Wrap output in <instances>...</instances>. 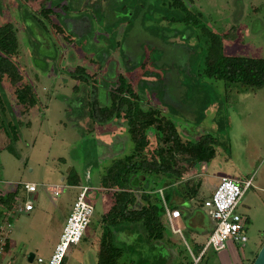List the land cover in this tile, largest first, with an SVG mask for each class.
Instances as JSON below:
<instances>
[{"label": "rangeland", "instance_id": "rangeland-1", "mask_svg": "<svg viewBox=\"0 0 264 264\" xmlns=\"http://www.w3.org/2000/svg\"><path fill=\"white\" fill-rule=\"evenodd\" d=\"M54 1L0 0V25L11 23L19 41L13 62L37 98L20 116L11 87L4 84L20 136L7 149L0 131V195L19 190L6 219L10 230L0 234L5 244L9 242L0 264L47 259L81 186L87 187L85 201L94 212L84 238L70 246L63 264H96L101 220L112 193L99 188V177L110 155L127 154L131 142L122 120L93 128L90 98L94 90L99 104L108 105L119 74L130 80L145 106L160 109L174 123L183 139L211 138L215 154L185 174L200 186L180 207L182 218L173 221L181 234L169 225L165 229L176 240L174 248L167 253L150 249L139 230L116 233V243L160 255L163 264H235L254 257L264 241V86L225 84L205 77L202 68L208 32L219 36L223 55L264 59V0L185 1L198 26L170 21L168 17L177 13L167 0H66L67 9L55 8L49 21L42 19L44 26L38 24L41 7H52ZM55 24L63 26L62 35L55 33ZM77 66L84 69L83 75H74ZM70 171L77 183L68 182ZM222 177L252 178L236 208L246 221L247 242L244 247L227 242L220 252L209 248L194 262L213 227L203 202ZM156 182L160 186V180ZM26 183L34 184L36 192L27 193ZM54 186L63 188L58 196L50 191ZM148 187L150 200L160 205ZM180 188L164 185L162 195L179 198ZM26 200L33 210L18 212ZM5 217L6 208L0 204V227Z\"/></svg>", "mask_w": 264, "mask_h": 264}, {"label": "trees", "instance_id": "trees-1", "mask_svg": "<svg viewBox=\"0 0 264 264\" xmlns=\"http://www.w3.org/2000/svg\"><path fill=\"white\" fill-rule=\"evenodd\" d=\"M64 1L66 0H55L52 7L42 6L39 11L42 18L37 19L38 24L44 26L42 19L49 21L55 8L67 9ZM185 1L189 0H167L168 8L177 13L168 18L170 21L198 26L199 20L187 10ZM99 6L104 7L101 4ZM52 27L58 35L65 31L60 25ZM218 37L213 32L207 33L208 46L203 59V75L222 80L225 84H238L243 89L263 87L264 59L223 55ZM18 53L19 41L14 26L11 23L0 25V131L7 138V149H11L19 140L20 122L14 121L13 105L5 93L4 84L11 87L20 116L25 115L37 103L31 87L25 83L21 71L13 62ZM75 74L83 75L84 69L75 67ZM115 84L108 94V105L99 104L94 90L90 98L89 118L94 124L93 128L110 121L122 120L131 142L127 154L118 157V154L110 155L109 163L99 177V188L104 192L112 191V198L106 195L111 204L101 220L96 264H163L165 259L160 255L153 257L150 252L137 251L132 245H128L126 249L119 246L115 241V234L139 230L150 249L156 250L157 247L167 253L171 249L165 233L168 223L164 219L161 203L158 205L150 200L147 186L150 185L149 191L155 192L166 183H178L184 200L192 198L200 183L191 184V179L182 181L183 175L197 165L209 162L214 157V149L208 136H200L194 141L183 139L177 133L174 123L164 117L160 109L149 104L145 106L130 80L123 75L117 76ZM67 180L77 183L73 171H70ZM158 180L160 186L156 184ZM18 190L0 195V204L6 208V214L13 207ZM164 199L171 209L179 208L171 204V194H165ZM261 245L262 243L260 247ZM256 255L257 253L248 264H252ZM123 257L125 260L121 262Z\"/></svg>", "mask_w": 264, "mask_h": 264}, {"label": "built area", "instance_id": "built-area-1", "mask_svg": "<svg viewBox=\"0 0 264 264\" xmlns=\"http://www.w3.org/2000/svg\"><path fill=\"white\" fill-rule=\"evenodd\" d=\"M251 184V177L247 180L222 177L212 195L204 200L203 206L207 209V216L213 221V227L199 256L194 259V262H197L200 255L209 248H212L216 252L225 249L227 242L244 247L247 242L245 235L246 221L236 213V208L244 192L251 187ZM23 189L27 193H33L36 192L37 187L34 184L26 183L23 185ZM62 190L63 188L59 186L50 188L53 196H58ZM86 191V186L79 187V192L72 202L70 213L50 256L47 259L38 258L37 263L63 264L70 246H77L82 241L94 212L92 206L85 201ZM155 193L159 197L164 219L174 233L181 234V230L175 229L173 225L174 220L180 219L181 211L179 209H171L166 204L162 190H158ZM33 208V205L29 201H24L19 211L28 212L32 211ZM9 230L10 223L6 221L0 227V234ZM5 242V238L0 236V256L4 252Z\"/></svg>", "mask_w": 264, "mask_h": 264}, {"label": "crops", "instance_id": "crops-1", "mask_svg": "<svg viewBox=\"0 0 264 264\" xmlns=\"http://www.w3.org/2000/svg\"><path fill=\"white\" fill-rule=\"evenodd\" d=\"M229 178H232V177H229ZM61 180H63V179H61ZM184 180H187V177H186V175H183V179H182V181H184ZM169 183H166L165 185H168ZM176 185H180V184H178V183H176ZM158 190H163V187H161V188H159V189H157L156 191H158ZM155 191V192H156ZM148 193V192H147ZM181 193V192H180ZM27 201V200H26ZM185 201L186 200H184V198H183V196L181 195L179 198L178 197H176V196H172L171 197V204L172 205H176L177 207H179L178 209H180V207H184L183 205H185L184 203H185ZM23 204V203H22ZM166 204L168 205V203L166 202ZM169 206V205H168ZM22 207V205L21 206H18L17 207V211L18 212H25V211H19V209ZM181 211V217L180 218H182V216L184 215V212L182 211V210H180ZM28 212H30V211H28ZM11 213V211H8L7 212V214H6V218H8L7 216L9 215ZM5 221H6V219H5ZM9 221V220H8ZM211 230H212V227H211ZM211 230H210V232H211ZM124 232H128V231H124ZM130 233V232H129ZM173 234V233H172ZM167 238H168V240L170 241V245H171V247L170 248H174L173 247V244H175V241L176 240H174L171 236H167ZM57 243V242H56ZM229 243H231V242H229ZM263 243V242H262ZM234 247L235 246H239V245H235V244H233V243H231ZM198 247H200V246H198ZM203 247V246H202ZM239 247H241V246H239ZM8 248H9V242H7V244L5 245V248H4V252H3V254L1 255V256H3L4 255V253H5V251L6 250H8ZM225 249H226V247H225ZM225 249H223V250H225ZM223 250H221V251H223ZM214 252H216V251H214ZM220 252V251H219ZM233 253H234V251H233ZM251 256H253V254H251ZM251 256H248V258H244V261L243 260H239V262L237 263H235V264H248L249 263V261L250 260H252V258L253 257H251ZM38 258H42V257H38ZM38 258H36V262H37V259ZM39 264V263H38Z\"/></svg>", "mask_w": 264, "mask_h": 264}, {"label": "water", "instance_id": "water-1", "mask_svg": "<svg viewBox=\"0 0 264 264\" xmlns=\"http://www.w3.org/2000/svg\"><path fill=\"white\" fill-rule=\"evenodd\" d=\"M252 264H264V241L257 252L256 257L254 258Z\"/></svg>", "mask_w": 264, "mask_h": 264}]
</instances>
